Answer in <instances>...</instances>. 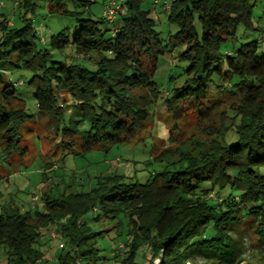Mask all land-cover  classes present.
<instances>
[{
    "label": "trees",
    "instance_id": "obj_1",
    "mask_svg": "<svg viewBox=\"0 0 264 264\" xmlns=\"http://www.w3.org/2000/svg\"><path fill=\"white\" fill-rule=\"evenodd\" d=\"M11 1L21 11V25L8 24L0 14L1 161L20 159L27 152L21 129L32 116L24 112L15 83L4 79L16 70L30 73L25 84L33 91L37 116L51 129L54 146L75 156L138 139L162 93L173 123L190 114L200 123L216 107L226 108L218 127L204 133L205 140L189 137L174 147H154L152 161L162 168L144 183L125 182L110 173L97 177L88 191L63 192L53 199L42 194L40 211L2 207L5 264H44L39 230L50 228L64 240L56 264L105 261L97 244L108 232L122 245L108 259L114 264H151L154 259L157 264H237L246 251L245 235L255 242L249 250L254 259L262 258L264 31L250 42L223 49L234 41L238 27L254 30V3L169 0L168 13L160 12L176 30L163 44L154 30L152 7H143V0H122L125 11L114 20L102 14L87 17L78 20L71 35L62 30L49 39L50 50L69 47L73 59L91 60L94 68L88 69L53 60L48 50L35 45L37 31L30 17L37 0ZM44 1L49 14L77 16L68 2L89 11L87 1ZM107 23L110 29L101 27ZM178 45L184 48L177 57L189 63L185 79L162 92L151 79L157 57ZM209 85L225 101L211 103ZM174 127L167 133L170 141ZM104 223L110 228H102Z\"/></svg>",
    "mask_w": 264,
    "mask_h": 264
},
{
    "label": "rangeland",
    "instance_id": "obj_2",
    "mask_svg": "<svg viewBox=\"0 0 264 264\" xmlns=\"http://www.w3.org/2000/svg\"><path fill=\"white\" fill-rule=\"evenodd\" d=\"M89 2V11L85 7L76 4L67 3L69 10H76L79 12L77 16H61L56 14H49L45 8L44 0L36 1V9L33 19V28L37 31V36L34 39L35 45L38 48H43L49 51L51 58L56 61L79 63L85 68L92 69L94 65L91 60L81 61L80 59H73L69 47L64 51L50 50L48 42L51 36L64 30L68 35L77 31L80 22L78 20L87 17L94 18L101 15L102 0H82ZM252 7V25L253 31H245L243 28L236 29L235 39L232 42H227L223 49L231 50L238 47L239 44L250 42L262 35L264 31V4L262 0H250ZM0 14L11 23L14 27H20L19 15L21 11L17 8L11 0H0ZM153 0H143V7L152 6ZM158 6L153 9L155 13V27L154 30L158 33V38L166 44L168 34L175 32L176 28L170 25L166 20L165 15L160 12ZM159 10V12H157ZM2 18V17H1ZM104 28L110 29V24H104ZM264 33V32H263ZM109 33H106V36ZM39 41H43L41 44ZM183 46H175L173 49L169 46L164 54L157 57L156 69L151 78L160 91H169L173 87H179L183 84L185 73L184 69L187 67L186 60H180L177 55L183 50ZM92 55V54H91ZM72 57V58H71ZM86 58V57H85ZM9 79L15 83V88L18 95L24 101V112L32 116L23 125L21 145L27 147L26 155L22 158H14L13 161L0 160V209L6 205L16 208L20 213L40 211V197L46 193L50 198H56L60 193H78L88 191L94 181L99 176H104L110 173H115L124 177L125 182L144 183L152 177V173L159 171L162 165L152 161L155 148L161 149L166 147H174L181 141L187 140L189 137L198 138V140H205L206 131L209 128L218 127L225 105L222 104L216 107L208 119L197 123L193 115H188L187 120L172 122L167 118L165 113L166 107L163 102L164 94H159L157 101L154 104L152 113L150 112L148 128L144 130L138 139H134L129 143L110 147L106 150H93L81 156L72 155L55 147V140L48 127V123L44 119L37 116L33 100V91L25 83L30 78V73L23 70H16L4 75V79ZM209 99L211 103L217 100L225 101L223 94H219L218 90L213 85H209ZM188 105H186L187 107ZM171 130L173 141L167 139L169 128ZM231 139V136H229ZM36 198L31 201V198ZM90 213L86 214L84 218H89ZM105 229L110 228L106 223L102 224ZM101 228V229H102ZM42 241L39 249L43 252L45 260L44 264H56V256L61 252L59 244L62 240L59 236L51 238L50 234L55 233L53 228L48 230H39ZM45 233V234H44ZM58 235V234H57ZM114 233H105L104 238L100 240L97 247L100 248V256L105 261H100L98 264H114L108 259L113 252L121 249L122 245L119 243V238L113 240L111 237ZM250 236L245 235L242 239L245 253L237 264H264L263 257L257 256L256 260L249 252L255 244ZM119 247V248H118ZM252 247V248H250ZM158 260L154 259L151 264H157ZM0 264H5V254L0 250ZM78 264V263H76ZM148 264V263H145Z\"/></svg>",
    "mask_w": 264,
    "mask_h": 264
},
{
    "label": "built area",
    "instance_id": "obj_3",
    "mask_svg": "<svg viewBox=\"0 0 264 264\" xmlns=\"http://www.w3.org/2000/svg\"><path fill=\"white\" fill-rule=\"evenodd\" d=\"M264 3V0H262ZM153 9L160 7L161 11H164L165 13H168L169 11V0H153ZM3 5V4H2ZM1 2H0V6ZM125 11V7L122 3V0H107L103 6H102V11L101 14L103 17H105L107 20L112 21L114 20L118 15L123 14ZM154 15V12H153ZM155 18V15L153 16ZM35 197L31 198V201H35ZM51 238H55V234L51 233L50 234ZM59 247H61V244H59Z\"/></svg>",
    "mask_w": 264,
    "mask_h": 264
},
{
    "label": "crops",
    "instance_id": "obj_4",
    "mask_svg": "<svg viewBox=\"0 0 264 264\" xmlns=\"http://www.w3.org/2000/svg\"><path fill=\"white\" fill-rule=\"evenodd\" d=\"M8 24H11V23H8Z\"/></svg>",
    "mask_w": 264,
    "mask_h": 264
}]
</instances>
